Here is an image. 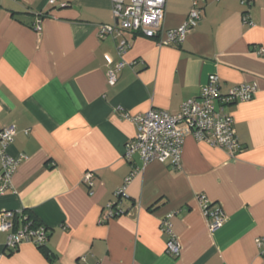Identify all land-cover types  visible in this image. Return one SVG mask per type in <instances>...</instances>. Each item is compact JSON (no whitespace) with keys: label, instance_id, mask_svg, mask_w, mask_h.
Wrapping results in <instances>:
<instances>
[{"label":"crops","instance_id":"obj_1","mask_svg":"<svg viewBox=\"0 0 264 264\" xmlns=\"http://www.w3.org/2000/svg\"><path fill=\"white\" fill-rule=\"evenodd\" d=\"M191 6L166 0L162 31L179 28ZM200 6L180 47L124 31L120 57V38L97 36L100 25H115L110 0H0V131L15 128L7 153L24 157L0 194V213L28 211L47 230L44 248L23 242L12 253L0 232V264H264L256 243L264 239V0ZM105 55L124 63L114 86ZM210 76L222 94L256 85L252 100L226 108L238 153L188 135L178 168L125 157L135 127L123 115H177ZM200 195L224 215L214 232ZM109 204L119 214L105 219ZM166 221L178 257L166 252Z\"/></svg>","mask_w":264,"mask_h":264},{"label":"built area","instance_id":"obj_2","mask_svg":"<svg viewBox=\"0 0 264 264\" xmlns=\"http://www.w3.org/2000/svg\"><path fill=\"white\" fill-rule=\"evenodd\" d=\"M61 0H48L49 5H54ZM112 3V16L114 26L100 25L97 36L103 39L109 35L120 38L116 51L122 56L129 46V42L121 38L122 32L140 33L147 38H157L160 47H180L187 35L198 25L201 18V6L204 0H192V6L186 20L177 29L162 31L161 20L163 17L166 0H110ZM242 5H249V0H241ZM247 17H244L246 20ZM42 18L38 17L33 25L35 30L40 29ZM247 22V20H246ZM260 54H264L261 50ZM106 82L114 86L117 74L124 68L122 61L113 63L110 56L105 55ZM256 85L241 84L230 88L222 94L216 76H210L208 83L203 87L201 94L188 99L180 106L177 115H169L166 111L152 109L144 114L135 115L125 119L130 120L135 127L133 139L125 145V157L130 159L138 156L143 165L151 162L168 163L178 168L180 166L184 139L192 135L197 141L204 142L210 147L226 150L231 154L240 151V144L234 128V119L226 108L248 102L256 93ZM15 128L5 127L0 131V194L11 186V180L19 163L24 159H17L8 155L7 149L15 137ZM92 175L85 174L83 182L92 187ZM92 194V192L90 193ZM124 196V187L116 193V198ZM201 208L208 219V228L211 232L220 229L224 223V215L219 206H214L200 195ZM113 204H109L110 219L119 212L111 211ZM21 212L6 211L0 213V232L6 233L4 253L14 252L23 242H30L36 246L45 244L47 230L44 227L31 228L25 225L15 229V218ZM162 230L170 235L166 243V252L173 257L180 255V246L172 236L170 225L166 221ZM261 245L264 239H257ZM4 253H0V259Z\"/></svg>","mask_w":264,"mask_h":264},{"label":"trees","instance_id":"obj_3","mask_svg":"<svg viewBox=\"0 0 264 264\" xmlns=\"http://www.w3.org/2000/svg\"><path fill=\"white\" fill-rule=\"evenodd\" d=\"M15 229L23 228L25 225H29L31 228H38L40 224L37 218L29 213L28 211H23L19 216L15 218ZM39 248H44L45 245L38 246ZM46 255L48 256L47 252Z\"/></svg>","mask_w":264,"mask_h":264}]
</instances>
